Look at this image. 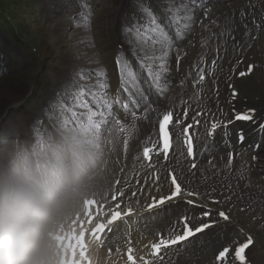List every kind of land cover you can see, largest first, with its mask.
Returning a JSON list of instances; mask_svg holds the SVG:
<instances>
[{
  "label": "bare ground",
  "instance_id": "bare-ground-1",
  "mask_svg": "<svg viewBox=\"0 0 264 264\" xmlns=\"http://www.w3.org/2000/svg\"><path fill=\"white\" fill-rule=\"evenodd\" d=\"M72 1L80 7L81 3L83 4L81 0ZM117 1L115 0L105 12L97 16L92 22L91 38L96 39L97 47L93 46V44L89 46L87 34L84 30L77 27V24L65 14H61L64 11L65 3L69 2L71 4V1H45L42 9L47 19L53 24V35L56 37L58 52L62 60L60 61V68L54 75L55 78L51 86L40 96V99L35 102L31 111L26 116L22 114L18 115L20 122L24 119L26 121V125L15 122L21 129V139H24L26 135L22 131V127L28 129L29 137L35 133L42 132L39 129H44L43 122L48 121V126L50 124L51 129L57 127L55 121H49L46 117L45 109L48 103L54 98L57 90L69 80L70 76H74L82 68L91 69L96 67L93 61L99 52L103 53L107 49H110L111 52L112 50L110 54L105 52L103 55L104 63H99L108 70L113 91L118 87V78L114 63V58L117 55H115V48L119 46L121 49L123 44L121 26L125 23H131V20L122 22L120 26L118 17H123L125 11L119 12V7L123 4V0L119 5ZM127 1L134 7L135 0ZM149 1L155 4V0H145L146 3H149ZM203 1L208 3L207 5L209 3L214 4L213 9L216 10L212 12L215 13H211V9L205 4L207 9L205 10L204 8L197 12L194 18L196 22L193 23L190 33L184 39L175 41V45L188 50V56L183 57L182 63L177 64L176 55L174 52L172 53L169 61V71L166 76L167 91L163 95H158L154 92H148L146 89V94L149 96L147 103L156 107V116L172 110L174 117H177L182 116L184 108L187 107L182 101H188L191 107L189 108L188 119L185 121V124L191 122V117L200 107L209 109L210 114H214V118L222 121L233 120L234 115L240 111H251L253 113V119L247 121L244 125L234 122L227 127V130L230 129L231 132L244 134V141L240 145H237L236 142L237 133H235L234 142L232 140V134L231 136L228 134L225 137L224 129H217L214 139L208 140L209 150L197 161L198 169H202L203 174L211 178L207 183H200V173L198 172L196 179L191 184L185 186L190 190L199 191L200 196L223 200L229 206H237L240 209L244 208L245 210L243 212L259 218V222L264 225V133L259 131L260 125L264 124V34L261 33L260 37L252 45V42L247 37L242 36V27L247 21H253L255 19L256 22L264 23V0ZM228 3L230 5H227ZM218 8L221 12L217 11L219 10ZM239 10L241 12L240 15L238 14ZM74 11L75 13H80L81 8L77 9L76 7ZM204 11H207L208 18H213V16L222 18L226 12L233 13L236 28L234 31L227 30L230 33L223 36L224 39L227 38L228 40L224 57L217 60L216 71L213 76L209 77L207 76V65L213 59H216L217 56L221 57L223 53L221 42L219 44L217 42H211L213 45L210 46L211 56L206 66H204L206 73L205 93H202L201 98L198 100L192 88L193 81L197 78V73H192L189 67L192 64L188 62L193 60L194 57L206 53V47L201 48L200 46L205 25L208 26V30L210 29L212 32H215V35L218 34L219 29L221 32H224L221 27L209 23V20H206V18L198 25V19L204 17ZM218 23L220 26L225 25L221 21H218ZM208 33L206 32V34ZM232 36H234V39H232ZM99 43H101L100 46ZM215 48L218 50L216 53ZM123 50L127 52V45H123ZM1 53L2 50L0 48V56ZM238 60H240L239 63L237 62ZM248 65L255 66L252 74L239 77V72L246 71ZM1 83L0 117L4 113L14 110V105L21 101L24 96L23 93L28 87L27 82H24L19 88V93H15L14 88L16 84L14 81H9L7 78H4ZM229 85H231V88ZM232 89H235L237 92L235 99H231ZM142 110L143 108L140 109V111ZM149 113L150 111L148 110L147 120L140 121L138 131L140 137H144L146 133L155 137L154 122L150 121L151 118L148 117ZM23 116L24 118H22ZM118 118L126 124L131 121L130 116H126L123 112H118ZM199 119L201 120V124L197 127L196 131L200 135L199 144L202 148L207 140L204 134L205 128L203 122L208 119V116H201ZM3 124L5 126L7 123L5 124L3 122ZM110 133L109 131V133L102 137V141H104L102 143L104 148L103 159L108 170L107 188L98 197L93 198L96 203L90 206L88 212L84 210L70 222L61 237L65 239L67 236H70L73 239L77 235L76 232L80 229L86 226L90 228L94 222H106L108 216L111 215L109 209L115 208V205L119 203L121 205L120 211H123L129 206L134 209V215L127 218L131 223L117 222L119 227L114 228L112 232L106 230L102 241L93 240L87 236V244L84 247L87 257L85 260L86 264H88L89 260L91 264H131V262L125 261L129 246L134 249L132 254L136 258L137 264H143L139 258L146 256L149 252V248L145 247V245L157 242L161 235L166 237L172 235L174 230L182 233L184 228L182 218L184 217L190 218L187 223L193 230L209 221H216V223L204 232L198 233L196 236L190 238L188 242H185V246L180 247L177 245L173 246L171 250H164L167 254L161 264H191L188 259H192L195 264H218L217 253L221 252L225 247L230 248L229 264H231V256L234 254L235 248L239 244L244 243L248 236L230 223V221L220 218L218 212L206 210L196 204H189L187 201L191 197L186 196L170 201L164 206L153 209L152 211H145V206L151 203L153 197L159 199L161 196H167L169 194V187L164 180L166 173L163 170L169 165L175 166V157L179 156L180 152L183 151V146L180 142L177 141L175 143V152L174 154L170 152V157L172 158L167 163H164L162 160L163 154H161L160 158H156L158 160L157 169L161 172L159 184L162 185L157 190V186L151 180L145 183L146 178L152 170L141 167L140 162L135 159L137 154L142 152L146 138L141 139L139 136L137 138L134 132L129 142L128 150L125 152L122 147L123 137L119 136L120 140L117 139L116 142L120 145L118 144V147H116L113 144L110 145L108 142ZM212 140L215 141L210 144ZM225 140H227V144L231 143L230 147L224 148L221 145ZM113 142L115 141L113 140ZM257 145H259L258 148L256 147ZM253 148L256 149L253 150ZM229 152H232L234 155L233 176L236 175L237 169L247 164V176L251 185L249 189H245V181H239V187H236L237 181L233 180L232 191L236 195H233L231 200L226 198L228 193L224 192V185L227 182L223 181L225 175L224 165L227 162ZM210 159L220 170L219 176L212 175L214 169L208 164V160ZM137 180H139V183H137ZM116 181H119V183H116ZM121 191H123V195L119 194ZM133 192H136V196L132 195ZM243 192H246L247 195L241 200L240 194ZM112 195H116V200L111 199ZM102 212L108 213V215H102ZM204 212H209L210 215L205 219H200L199 217ZM89 217H91L90 223L88 220ZM129 239L131 240L130 245L128 244ZM65 249H67V246L63 245V250ZM110 249L111 253L109 251ZM258 253L259 251H257L255 245L250 246L246 251L247 264H257ZM186 256L189 258L187 259ZM147 258L151 259V257ZM219 264H224V262L221 261Z\"/></svg>",
  "mask_w": 264,
  "mask_h": 264
},
{
  "label": "snow or ice",
  "instance_id": "snow-or-ice-1",
  "mask_svg": "<svg viewBox=\"0 0 264 264\" xmlns=\"http://www.w3.org/2000/svg\"><path fill=\"white\" fill-rule=\"evenodd\" d=\"M134 7L135 12L131 14V23L122 25L123 44L114 58L118 78V87L115 91L112 89L108 70L100 65L99 59L96 58L93 61L96 67L91 69L82 68L74 76H70L69 80L57 90L54 98L45 109L49 121H55L57 126L78 132L87 138L90 143H103L104 141L101 138L109 133L111 129L113 137H123L125 152L128 150L129 142L135 131V122L147 119V112L140 111L148 100L146 89L148 92H154L158 95H163L167 91L166 76L169 71V61L175 49V41L184 39L190 33L193 23L196 22L194 18L197 12L205 8L206 5L203 4V0H155L156 10H154L151 3H146L145 0H135ZM207 15V11H204V18H207ZM92 16L90 5H88L87 0H84L81 5L80 23L77 26L87 34L89 46H92ZM253 23H256L255 19H253ZM256 27L259 28L260 24H256ZM207 43L206 39L202 46L206 47ZM123 45H127V52L123 50ZM220 58L217 56L207 65V76L214 75L217 60ZM180 59L181 56L177 54V64H179ZM199 64H207V61L201 57ZM254 67V65H248L246 71L239 72V77L251 75ZM205 82V68L197 66V78L193 81L192 86L197 89L196 98L198 100L201 98L202 93H205ZM229 87L231 88V85ZM236 95V90L232 89L231 99H235ZM182 103L187 105L182 116L174 117L172 110L161 114L158 120V133L155 134V137L149 136L146 138L142 152L135 157L140 162L141 167L152 170L145 183L151 180L159 190L162 186L159 184L161 172L157 169L158 160L156 158H160L163 154L162 160L167 163L172 158L170 152L173 154L175 152V143L178 141L183 146V151L175 157V166L169 165L163 170L166 173L164 180L169 187V194L161 196L159 199L153 197L151 203L145 206V211L160 208L180 197L199 196V191L190 190L185 185L191 184L196 179L198 172L200 173V183L208 182L211 177L204 175L202 169H198L197 161L209 150L208 140L214 139L217 129L223 128L225 130L224 136L227 137V127L234 122L216 119L214 114H210L209 109L200 107L191 117L192 122L185 124L191 105L186 100ZM118 112L130 116L131 122L126 124L119 119ZM201 116H208V119L203 122L204 134L207 140L202 148L199 144L200 135L196 131L201 124L199 119ZM252 119L253 113L251 111L234 116L235 121H250ZM259 131L264 133V124L260 125ZM239 139L243 142V134L240 135ZM225 143H227V140H225ZM256 147L258 148L259 145ZM233 161L234 155L229 152L227 162L224 165L225 175L223 177V181L227 182L224 185V192L228 193L226 197L228 200L236 195L232 191L233 180L237 181L236 187H239V181H245V189L251 187L247 176L248 165L241 166L236 170V175L233 176ZM208 164L214 169L212 175L219 176L220 170L211 159L208 160ZM116 183H119V181H116ZM137 183H139V180H137ZM119 194L123 195V191ZM132 195L136 196V192H133ZM246 195V192L241 193L240 199L243 200ZM116 198V195L111 197L112 200H116ZM95 203L94 199L86 201L85 209L87 210L89 206ZM187 203L192 204L193 201L188 200ZM120 207L121 205L118 203L115 208L109 209L111 215L108 216L106 222L97 223L92 230V235L97 241H102L100 234L105 233V230L112 232L114 228H118L117 222L131 223L127 218L134 215V209L129 206L120 211ZM244 210V208H241V211ZM101 214L108 215L104 212ZM209 215V212H204L199 218L205 219ZM218 215L223 220L229 219L224 212H220ZM188 219L190 218H182L184 224L182 233L174 230L172 235L167 237L161 235L157 242L145 245L149 248V252L146 256L139 258L143 264H161L167 254L164 250H171L173 246L177 245L180 247L185 246V242H188L190 238L204 232L216 223V221H209L193 230L188 226ZM90 222L91 220H89ZM83 236L84 233L81 232V241ZM253 243V239L249 236L244 243L239 244L231 256V264H247L246 251ZM128 244H131L130 239ZM109 251L111 253V249ZM133 251L132 247L127 248V260L131 264H137V260L132 254ZM229 253L230 248L225 247L217 256L218 264L221 261L224 264H229ZM80 256L85 260L87 259L84 251L80 252ZM147 257H151V259ZM73 264H75V260H73ZM88 264H91L90 260Z\"/></svg>",
  "mask_w": 264,
  "mask_h": 264
},
{
  "label": "clouds",
  "instance_id": "clouds-1",
  "mask_svg": "<svg viewBox=\"0 0 264 264\" xmlns=\"http://www.w3.org/2000/svg\"><path fill=\"white\" fill-rule=\"evenodd\" d=\"M21 135L0 127V264H62L61 235L107 188L104 148L59 125Z\"/></svg>",
  "mask_w": 264,
  "mask_h": 264
},
{
  "label": "rangeland",
  "instance_id": "rangeland-1",
  "mask_svg": "<svg viewBox=\"0 0 264 264\" xmlns=\"http://www.w3.org/2000/svg\"><path fill=\"white\" fill-rule=\"evenodd\" d=\"M45 1L46 0H0V48L2 50L0 56V83L4 78H7L9 81H14L16 84L14 88L15 93H19V88L21 85H23L22 83L27 82L28 85L27 90H25L23 93L24 96L22 97L21 101L14 105V110L6 112L2 117H0V127L4 126L3 122L5 124L16 122L21 123V125H26L25 119L20 122L18 115L22 114L26 116V114L31 111V108L34 106L35 102L40 99V96L51 86L55 78L54 75L60 68V61L62 59L58 52L56 37L53 35V24L47 19L46 14L42 9ZM69 1H71V4L69 2L65 3L64 11L61 14H65L78 25L80 23L81 12L75 13L73 10L76 9V7L77 9H80L81 7L77 6L72 0ZM81 1L84 3V0ZM121 1L122 0H118L117 4L119 5ZM114 2L115 0H87V3L90 5L93 13L92 22L97 16L105 12L106 9ZM149 3H151L153 9L156 10L155 4L151 1H149ZM227 5L230 4L228 3ZM134 9L135 8L131 3H129L127 0H123V4L119 7V12L125 11V14L123 17H118L120 26L122 22L131 20V14L135 12ZM59 10H61V8H59ZM214 10L216 9L211 10V13H215L212 12ZM217 11L221 12L220 9ZM238 14H241L240 10ZM234 18L235 17L233 13L231 14L226 12L222 18H219V16H213L212 24H215L217 27H221V29L224 30L223 33L228 34V31L235 30ZM199 19H201L200 22L202 23L203 19ZM217 20L221 21L225 25L220 26ZM213 21H215V23H213ZM251 25V28L255 30L256 27L254 24ZM245 30L246 31L245 33L243 31L242 36L249 37V28L247 27ZM206 32H209L208 28L204 29L201 39L202 44L200 43L201 48H204V46H202L204 44L203 40L207 39L209 43L211 40L210 38H213V34L210 35V32L206 34ZM91 41L93 46L97 47L96 39L91 38ZM208 43L207 46L209 45ZM100 45L101 43H99V46ZM210 46H213L212 43ZM120 50V47L117 46L115 48V55ZM180 50L181 49L178 48L175 54H179ZM105 52L110 54L112 53V50L111 52L110 49H107V51H104L103 53L99 52L97 57L94 59L98 58L99 62L104 63L103 55ZM184 53L185 54L183 56H188V50L185 49ZM91 58L93 59V57ZM197 58L201 59V56L198 55L197 57H194L193 60L188 62L192 64L189 66L190 69L200 61ZM182 59L179 61V64L182 63ZM194 61L197 62L195 63ZM186 66L188 67V65ZM186 66L185 68H187ZM195 73H197V71H195ZM152 114L153 113H151V115ZM22 118H24V116ZM140 121L141 120L135 122V128L138 124H140ZM42 125L44 126V129L41 127L42 129H39L40 131L51 129L50 124L48 126V121L45 123L43 122ZM22 131L26 133L24 138L29 137V132L26 127H22ZM146 134L144 137L147 136ZM138 136L140 137V135H137V138H139ZM140 138L143 139V136ZM110 139H113L116 142L117 136L113 137L112 134H110L108 142ZM115 142L112 143L113 146L118 147V143L116 144ZM109 144H111V142ZM199 196H194V199L197 201V197ZM200 201V205L206 207L207 209L214 210L216 212L223 211L226 215H228L229 221L232 224L239 226L244 232H246L253 239V245H255L257 247V251H259L257 264H264V225L263 223L259 222V218L241 211V209L237 206H229L222 200L200 196ZM191 261L192 260H189V262Z\"/></svg>",
  "mask_w": 264,
  "mask_h": 264
}]
</instances>
